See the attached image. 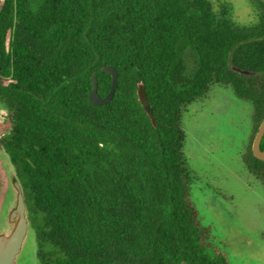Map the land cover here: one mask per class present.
<instances>
[{"label": "trees", "instance_id": "1", "mask_svg": "<svg viewBox=\"0 0 264 264\" xmlns=\"http://www.w3.org/2000/svg\"><path fill=\"white\" fill-rule=\"evenodd\" d=\"M250 2L257 20L243 26L212 0H4L0 148L39 264H230L190 198L181 116L215 83L251 101L243 161L264 186L251 152L264 117V3ZM104 65L117 87L93 105L92 74L101 96L111 86Z\"/></svg>", "mask_w": 264, "mask_h": 264}, {"label": "rangeland", "instance_id": "2", "mask_svg": "<svg viewBox=\"0 0 264 264\" xmlns=\"http://www.w3.org/2000/svg\"><path fill=\"white\" fill-rule=\"evenodd\" d=\"M212 2L216 11L227 4L239 25L257 20L250 0ZM182 56L186 74L192 75L196 63L189 46ZM252 115L251 101L238 98L232 87L215 83L203 97L189 103L181 116L182 150L193 178L190 198L201 224L209 228L208 241L226 253L230 264H264V186L243 161L253 130ZM14 176V167L0 148V192L5 194L0 233H9L13 227L8 213L17 193ZM36 252L29 228L15 264H39Z\"/></svg>", "mask_w": 264, "mask_h": 264}, {"label": "water", "instance_id": "3", "mask_svg": "<svg viewBox=\"0 0 264 264\" xmlns=\"http://www.w3.org/2000/svg\"><path fill=\"white\" fill-rule=\"evenodd\" d=\"M264 3V0H261ZM4 0H0V11L2 9ZM10 30L6 34V46L9 44ZM231 69L249 75L252 71L242 69L240 67L231 65ZM101 71L108 73L111 76V86L106 95L101 96L97 89L96 73L91 77V90L88 95L89 102L93 105H102L110 101L117 87L118 71L113 65H104ZM264 134V117L262 118L257 131L251 143V152L257 159L264 160V150L260 148V141ZM13 185L17 191L15 204L9 212V221L13 223V228L8 234L0 235V264H15L16 257L21 250L23 241L28 232V221L26 218V204L20 188V185L13 181ZM180 264H186L181 261Z\"/></svg>", "mask_w": 264, "mask_h": 264}, {"label": "flooded vegetation", "instance_id": "4", "mask_svg": "<svg viewBox=\"0 0 264 264\" xmlns=\"http://www.w3.org/2000/svg\"><path fill=\"white\" fill-rule=\"evenodd\" d=\"M15 199H16V198H15ZM14 204H15V203H14ZM12 208H13V207H12ZM12 208H11V209H12ZM9 212H10V211H9ZM25 214H26V218H27V221H28V229H29V220H28L27 211L25 212ZM8 218H9V213H8ZM8 221H9V219H8ZM9 222H10V221H9ZM10 223L13 224L12 222H10ZM12 228H13V227H12ZM11 230H12V229H11ZM9 233H10V232H9ZM1 234H8V233H3V232H1L0 235H1Z\"/></svg>", "mask_w": 264, "mask_h": 264}]
</instances>
